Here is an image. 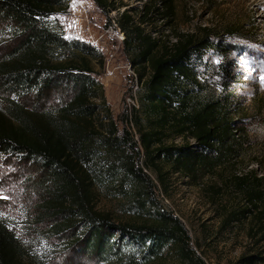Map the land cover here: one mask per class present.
I'll use <instances>...</instances> for the list:
<instances>
[{"label":"trees","instance_id":"obj_1","mask_svg":"<svg viewBox=\"0 0 264 264\" xmlns=\"http://www.w3.org/2000/svg\"><path fill=\"white\" fill-rule=\"evenodd\" d=\"M125 33L130 63L141 68L139 107L123 119L136 128L123 133L113 117L98 68L104 54L94 45L65 38L55 15L66 12L67 0H0V20L20 30L22 41L0 61V85L27 101L9 100L0 108V154L17 155L46 172L45 197L39 210L57 234L78 232L76 244L108 264H208L192 245L183 221L158 201L151 169L163 182L162 167L197 176L214 172L237 159L239 137L226 108L219 102L197 101L192 57L212 47L210 35L164 47L142 28L148 6L135 23L125 0H93ZM174 17L172 0H165ZM154 12V11H153ZM205 30L208 32L210 29ZM72 86L69 99L41 110V104L62 87ZM59 92V91H58ZM221 104V105H220ZM44 109V108H42ZM193 139L196 145L170 144ZM143 156V167L140 159ZM231 183L250 208L258 211L264 229V179L255 171L234 176ZM98 190L123 200L126 220L98 211ZM26 249L0 220V264H27ZM264 260V259H263ZM256 264V262L248 263Z\"/></svg>","mask_w":264,"mask_h":264},{"label":"rangeland","instance_id":"obj_2","mask_svg":"<svg viewBox=\"0 0 264 264\" xmlns=\"http://www.w3.org/2000/svg\"><path fill=\"white\" fill-rule=\"evenodd\" d=\"M165 0H125L119 11L132 10L135 23L148 6L150 13L142 28L164 47L210 35L212 47L192 57L197 85L192 89L197 101L219 102L229 113L239 137L235 146L238 158L214 172L201 169L197 176L175 173L163 166V182L146 169L154 180V189L162 206L174 213L190 232L192 245L208 264H264V229L258 222V211L235 192L234 176L255 171L264 179V0H172L174 17H167ZM66 12L55 15L65 38L80 40L97 47L105 56V67L98 68L113 117L123 133L136 128L123 119L139 107L142 87L139 73L124 48L122 37L108 30V18L93 0H67ZM81 7L89 12V28ZM154 11V12H153ZM118 12L111 14L116 19ZM210 29V31H206ZM126 37V36H125ZM22 41L20 30L11 22L0 20V61L7 59ZM59 91V92H58ZM72 86L62 87L45 100L41 110L51 111L69 99ZM27 101L0 85V108L9 100ZM220 104V105H221ZM44 108V109H42ZM170 144L196 145L193 139H171ZM143 156L140 166L143 167ZM46 172L35 163L17 155L0 154V220L19 238L26 249L27 264H108L89 255L83 244H76L78 232L57 234L53 225L62 219L45 220L39 210L45 197ZM98 211L115 219L130 216L123 200L98 190L95 196Z\"/></svg>","mask_w":264,"mask_h":264},{"label":"built area","instance_id":"obj_3","mask_svg":"<svg viewBox=\"0 0 264 264\" xmlns=\"http://www.w3.org/2000/svg\"><path fill=\"white\" fill-rule=\"evenodd\" d=\"M81 12H83V15H84V21H85V24L91 28V24H92V21L89 17V12L83 7H81ZM108 30L106 31L107 34L110 33V31H112V33H116V36L117 38H119L120 36L122 37L121 41H125V33L119 28L117 22H116V19H112V23L111 25L108 26Z\"/></svg>","mask_w":264,"mask_h":264}]
</instances>
